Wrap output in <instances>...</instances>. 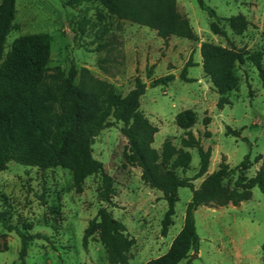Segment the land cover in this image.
I'll return each mask as SVG.
<instances>
[{
    "label": "rangeland",
    "instance_id": "1",
    "mask_svg": "<svg viewBox=\"0 0 264 264\" xmlns=\"http://www.w3.org/2000/svg\"><path fill=\"white\" fill-rule=\"evenodd\" d=\"M203 1L220 20L215 21L201 9L197 0H176L178 11L189 20L197 40L170 37L164 42L150 28L109 16L95 2L69 7L62 0H16L4 55L18 36L47 32L51 38L49 69L60 66L67 71L72 63L78 70L86 67L96 77L112 83L121 95L132 89L139 77L147 84L140 97V109L158 127L154 148L159 149L166 138L180 146L185 130L176 125L174 117L191 108L197 116L191 130L204 148L211 149L206 174L215 170L222 158L234 167L248 155L250 168L246 175L251 177L264 158V86L258 70L249 60L237 63V87L227 94L230 103L218 108L219 95L201 66L200 44L209 41L242 53L258 52L264 65V0ZM238 14L244 15L248 23L239 34L225 19ZM212 22L227 36L215 34L210 29ZM105 42L104 48L96 50L99 43ZM187 61L192 65L187 68L188 80H183L180 72ZM168 73L175 76L168 85L149 86L150 81ZM205 116L210 118L207 126L202 122ZM120 126L118 122L103 129L92 143L93 156L113 179L110 204L98 197L99 173L87 177L81 191H77L66 168H40L11 161L0 171V211H9L11 222L18 227L26 224L29 232L43 235L31 240L20 258V237L0 224V264H110L99 229L90 236L87 246L83 244L88 221L101 206L121 220L135 239L127 251L126 264H143L169 249L183 225L192 191L178 188L173 224L163 236L160 222L167 203L160 190L142 181L140 167L126 161L128 144ZM206 129L211 133L209 137L204 134ZM188 151L191 162L184 175L192 177L199 155L195 148ZM204 176L192 181L194 187ZM194 218L200 241L198 253L189 264H262L264 195L258 187H253L251 197L236 206H199ZM180 264H186V260Z\"/></svg>",
    "mask_w": 264,
    "mask_h": 264
},
{
    "label": "trees",
    "instance_id": "2",
    "mask_svg": "<svg viewBox=\"0 0 264 264\" xmlns=\"http://www.w3.org/2000/svg\"><path fill=\"white\" fill-rule=\"evenodd\" d=\"M15 1L0 2V171L6 169L11 161L40 168H66L72 174L77 191H81L87 177L99 173L98 197L110 204L114 194L113 179L104 171L103 163L93 156L92 143L103 129L120 122L119 130L128 144L126 161L140 167L142 181L150 188L160 190L167 203L160 222L163 236L173 224L178 188L188 187L192 191L186 204L183 225L169 249L143 264H180L183 260L189 264V259L199 250L200 239L194 218L199 206L239 205L251 197L253 187H258L264 195V158L251 177L246 175L250 168L248 155L234 167L222 158L218 167L206 174L211 149L204 148L200 138L191 130L197 120L196 112L191 108L177 112L174 117L176 125L185 130L180 146L177 147L171 138H166L159 149L154 148L152 143L158 127L140 109V97L147 84L139 77L135 78L133 88L121 95L112 83L96 77L86 67L78 70L72 63L67 71L60 66L49 69L51 38L47 32L18 36L4 55L6 37L15 18ZM62 1L69 7L95 2L109 16L154 30L164 42L172 36L197 40L189 20L178 11L176 0ZM197 2L215 21L220 20L215 10L203 0ZM97 13L101 18V12ZM225 19L237 34L243 32L248 24L241 14ZM210 29L215 34L227 36L226 31L220 30L214 22ZM106 44L99 43L96 50H101ZM200 55L203 72L219 95L216 102L218 108L230 103L227 94L237 87V63L245 60L252 62L264 86V65L258 52L247 54L203 41ZM190 65L191 61H187L180 72L183 80H188L187 68ZM150 76L151 70L148 69L147 77ZM174 77V74L168 73L150 81L149 86H166ZM202 122L207 126L210 118L205 116ZM204 134L209 137L211 133L206 129ZM188 148H195L199 155V165L192 177L184 175L191 162ZM233 175L236 177L232 182ZM202 176L198 187H194L192 181ZM10 219L9 211H0V224L20 237V258H23L30 241L43 235L29 232L26 224L20 228ZM96 228L99 229L108 262L126 264L127 251L135 239L129 236L125 224L114 218L106 206L99 207L84 230V246H87ZM261 250L264 264V242Z\"/></svg>",
    "mask_w": 264,
    "mask_h": 264
},
{
    "label": "crops",
    "instance_id": "3",
    "mask_svg": "<svg viewBox=\"0 0 264 264\" xmlns=\"http://www.w3.org/2000/svg\"><path fill=\"white\" fill-rule=\"evenodd\" d=\"M132 23V22H131ZM154 31V30H153ZM155 32V31H154ZM172 37H174V36H172ZM202 66V65H201Z\"/></svg>",
    "mask_w": 264,
    "mask_h": 264
}]
</instances>
